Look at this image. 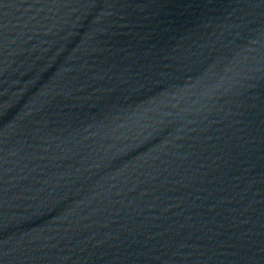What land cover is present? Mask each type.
Here are the masks:
<instances>
[{"label": "water", "instance_id": "obj_1", "mask_svg": "<svg viewBox=\"0 0 264 264\" xmlns=\"http://www.w3.org/2000/svg\"><path fill=\"white\" fill-rule=\"evenodd\" d=\"M147 92L264 187V0H0Z\"/></svg>", "mask_w": 264, "mask_h": 264}]
</instances>
